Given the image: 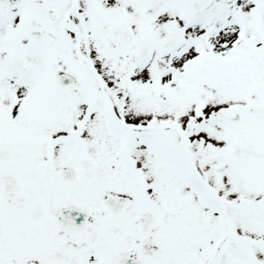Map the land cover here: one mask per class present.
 Returning a JSON list of instances; mask_svg holds the SVG:
<instances>
[{"label":"snow or ice","instance_id":"obj_1","mask_svg":"<svg viewBox=\"0 0 264 264\" xmlns=\"http://www.w3.org/2000/svg\"><path fill=\"white\" fill-rule=\"evenodd\" d=\"M0 264H264V0H0Z\"/></svg>","mask_w":264,"mask_h":264}]
</instances>
